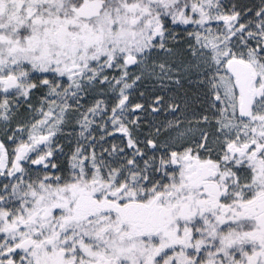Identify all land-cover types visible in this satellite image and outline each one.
<instances>
[{
	"label": "snow or ice",
	"instance_id": "6c2138e0",
	"mask_svg": "<svg viewBox=\"0 0 264 264\" xmlns=\"http://www.w3.org/2000/svg\"><path fill=\"white\" fill-rule=\"evenodd\" d=\"M0 264H264V0H0Z\"/></svg>",
	"mask_w": 264,
	"mask_h": 264
}]
</instances>
